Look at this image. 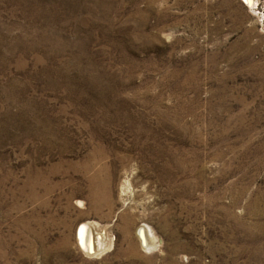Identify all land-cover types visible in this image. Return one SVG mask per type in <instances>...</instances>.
<instances>
[{"label":"rangeland","instance_id":"374dc122","mask_svg":"<svg viewBox=\"0 0 264 264\" xmlns=\"http://www.w3.org/2000/svg\"><path fill=\"white\" fill-rule=\"evenodd\" d=\"M0 264H264V0H0Z\"/></svg>","mask_w":264,"mask_h":264},{"label":"bare ground","instance_id":"6f19581e","mask_svg":"<svg viewBox=\"0 0 264 264\" xmlns=\"http://www.w3.org/2000/svg\"><path fill=\"white\" fill-rule=\"evenodd\" d=\"M245 2H247L248 4H251V0H245ZM95 180V179H94ZM95 184V183H94ZM92 185V184H91ZM96 186V185H95ZM101 187V186H100ZM104 187V186H103ZM91 200L93 199L94 200H97L99 201L102 197L105 201V198H104V195L103 196H100V194H98L97 192H91V195H89ZM100 197V199H99ZM101 201V200H100ZM106 202V201H105ZM124 220H126V222H129L128 218L125 217ZM131 221V220H130ZM129 224V223H128ZM125 226V225H124ZM127 226V224H126ZM129 227V226H128ZM92 232V231H91ZM91 232L89 230V227H87L85 224H81L80 226V229L78 231V234H77V240L79 242L80 245H83L84 247H87L88 250H91V242H90V237H91ZM138 236L141 237V241L143 242V244H147V237H148V233H147V230L143 227H140L138 230ZM94 233V232H93ZM97 240V239H96ZM98 244V243H97ZM87 245V246H86ZM100 245V244H98ZM96 247V246H95ZM94 248V247H93ZM92 248V249H93ZM95 249V248H94ZM100 249V248H99ZM86 251V249H85ZM94 252V251H93Z\"/></svg>","mask_w":264,"mask_h":264}]
</instances>
